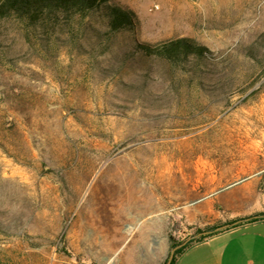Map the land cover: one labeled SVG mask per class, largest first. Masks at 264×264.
Returning <instances> with one entry per match:
<instances>
[{"label":"rangeland","instance_id":"rangeland-1","mask_svg":"<svg viewBox=\"0 0 264 264\" xmlns=\"http://www.w3.org/2000/svg\"><path fill=\"white\" fill-rule=\"evenodd\" d=\"M111 2L131 29L0 26V264H170L264 213V0Z\"/></svg>","mask_w":264,"mask_h":264},{"label":"trees","instance_id":"trees-1","mask_svg":"<svg viewBox=\"0 0 264 264\" xmlns=\"http://www.w3.org/2000/svg\"><path fill=\"white\" fill-rule=\"evenodd\" d=\"M95 14H99L106 21V36L131 29L135 18L132 11L112 3L111 0H0V26L3 21L15 20L28 32L38 28L57 27L72 21L83 22ZM136 47L145 56L162 57L174 64H179L190 55L202 56L206 51L204 47L187 39L171 41L161 47L140 43L136 44ZM260 220H264V213L233 221L229 223V229ZM221 232L223 230L201 236L197 243ZM197 243L171 244L172 248L177 249L170 264H176L178 259Z\"/></svg>","mask_w":264,"mask_h":264},{"label":"crops","instance_id":"crops-1","mask_svg":"<svg viewBox=\"0 0 264 264\" xmlns=\"http://www.w3.org/2000/svg\"><path fill=\"white\" fill-rule=\"evenodd\" d=\"M176 264H264V220L197 243Z\"/></svg>","mask_w":264,"mask_h":264},{"label":"bare ground","instance_id":"bare-ground-1","mask_svg":"<svg viewBox=\"0 0 264 264\" xmlns=\"http://www.w3.org/2000/svg\"><path fill=\"white\" fill-rule=\"evenodd\" d=\"M136 202V201H135ZM134 206V205H133ZM126 208V207H125ZM126 209H128V207L126 208Z\"/></svg>","mask_w":264,"mask_h":264}]
</instances>
